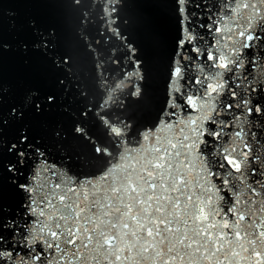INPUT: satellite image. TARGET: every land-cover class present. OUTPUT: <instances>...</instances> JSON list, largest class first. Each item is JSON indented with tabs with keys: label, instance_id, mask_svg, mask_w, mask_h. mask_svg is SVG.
<instances>
[{
	"label": "snow or ice",
	"instance_id": "obj_1",
	"mask_svg": "<svg viewBox=\"0 0 264 264\" xmlns=\"http://www.w3.org/2000/svg\"><path fill=\"white\" fill-rule=\"evenodd\" d=\"M125 6L103 0L100 15L111 24ZM168 6L179 38L155 125L133 132L134 117L111 95L134 77L129 95L147 99L141 83L147 52L132 41L126 44L132 70L94 106L69 113L74 133L90 143L98 138L87 122L96 119L104 129L105 139L93 143L95 158L105 163L98 176L81 179L74 163L53 160L26 123L50 112L57 95L33 90L6 119L0 84V189L7 172L23 193L16 206L0 197V264H264V0ZM6 18L13 33L27 32L33 50L65 70L70 57L57 33L34 18L0 13V53ZM60 85L67 88L65 80ZM6 126L15 129L7 143ZM114 167L122 170L119 181L109 179Z\"/></svg>",
	"mask_w": 264,
	"mask_h": 264
},
{
	"label": "water",
	"instance_id": "obj_2",
	"mask_svg": "<svg viewBox=\"0 0 264 264\" xmlns=\"http://www.w3.org/2000/svg\"><path fill=\"white\" fill-rule=\"evenodd\" d=\"M102 3L103 0H94V6L89 7L92 0H81L80 6L73 0H4L0 9V13H6L9 18H34L43 28L54 30L58 45L70 57L65 70L58 68L50 56L33 50L27 32L13 33L5 19L3 40L7 47L0 53L4 116L7 119L10 107L33 90L42 95H57L59 102L49 106L50 112L44 116H29L26 123L31 124L34 135L51 158L65 162L61 160L65 157L74 163V171L81 179L98 176L105 167L104 161L96 159L93 153V143L105 139L104 129L96 119H90L86 126L92 136L98 138L90 143L74 133L69 113L77 108L94 106L104 97L111 83L119 80L123 71L132 70L134 58L130 60L126 56V44L132 41L147 52V72L141 82L148 85L147 99L141 103L140 98L129 95L134 77L111 95L120 99L125 116L134 117L133 132L137 126L139 131L154 126L165 99L169 57L179 38L177 15L168 6L171 0H122L126 6L117 13L119 19L111 24L100 15ZM85 10L88 11L86 22L82 20ZM85 29L88 31L86 39L83 38ZM113 29H118L126 40L117 36ZM136 54L140 55L139 50ZM117 58L119 63L114 62ZM61 80H65L67 88L60 85ZM72 116L76 119L77 113L73 112ZM60 128L65 129L61 140L54 135ZM3 135L7 143L14 138L15 129L6 126ZM135 138L130 134L132 143ZM8 159L5 154V160ZM122 176V170L115 167L109 173V179L113 181H119ZM8 181L9 175L5 172L0 197L6 205L16 206L23 193Z\"/></svg>",
	"mask_w": 264,
	"mask_h": 264
}]
</instances>
